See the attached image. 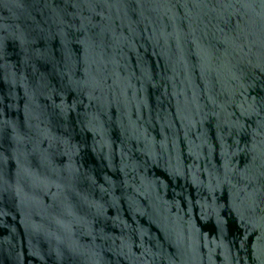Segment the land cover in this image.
<instances>
[{"label": "water", "instance_id": "1", "mask_svg": "<svg viewBox=\"0 0 264 264\" xmlns=\"http://www.w3.org/2000/svg\"><path fill=\"white\" fill-rule=\"evenodd\" d=\"M0 264H264V0H0Z\"/></svg>", "mask_w": 264, "mask_h": 264}]
</instances>
